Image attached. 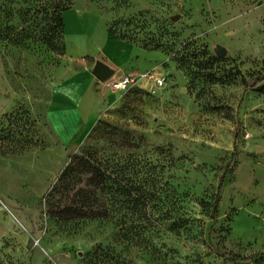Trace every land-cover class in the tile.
I'll return each instance as SVG.
<instances>
[{
	"label": "rangeland",
	"instance_id": "rangeland-1",
	"mask_svg": "<svg viewBox=\"0 0 264 264\" xmlns=\"http://www.w3.org/2000/svg\"><path fill=\"white\" fill-rule=\"evenodd\" d=\"M69 8L90 58L125 41L163 84L68 59ZM81 70L94 123L61 147L47 103ZM0 264H264V0H0Z\"/></svg>",
	"mask_w": 264,
	"mask_h": 264
},
{
	"label": "crops",
	"instance_id": "crops-1",
	"mask_svg": "<svg viewBox=\"0 0 264 264\" xmlns=\"http://www.w3.org/2000/svg\"><path fill=\"white\" fill-rule=\"evenodd\" d=\"M61 17L64 54L68 59L83 62L85 68L91 59H97L114 70L116 78L135 73L136 69L127 64L131 52L137 51L135 47L125 41L108 37L107 42L113 46L112 50H103V54L90 58L86 52L77 13L69 8L62 11ZM71 25H74L73 30ZM92 85L90 77L81 70L54 86L47 103L45 118L61 147L79 145L93 126L97 99H94L93 93V106L89 104L88 94L91 93Z\"/></svg>",
	"mask_w": 264,
	"mask_h": 264
},
{
	"label": "built area",
	"instance_id": "built-area-1",
	"mask_svg": "<svg viewBox=\"0 0 264 264\" xmlns=\"http://www.w3.org/2000/svg\"><path fill=\"white\" fill-rule=\"evenodd\" d=\"M144 79H151L153 81V86L158 87L161 86L164 82V78L160 76H154L151 73H142L138 75ZM138 76L132 75H124L119 78H108L104 80L102 83L112 89H126L129 87L137 78Z\"/></svg>",
	"mask_w": 264,
	"mask_h": 264
},
{
	"label": "trees",
	"instance_id": "trees-1",
	"mask_svg": "<svg viewBox=\"0 0 264 264\" xmlns=\"http://www.w3.org/2000/svg\"><path fill=\"white\" fill-rule=\"evenodd\" d=\"M257 82L258 81H256V83ZM80 160H82V168L87 166L86 170L88 169V170H90L93 173L94 176H92L93 179H91V180L95 181V179L99 176V173H98V169L99 168L94 163L91 164L89 161L83 160L82 158H80ZM72 171H74V168L72 167V165L67 166L64 169V171L61 173L59 181H61V183L63 181H65V179L68 177V175ZM69 211L72 214V215H70V217H75V216H95L96 215V211H93L92 209H86L85 211H82V209H80V208H73V209H70ZM215 211H216V209H215ZM102 214H104V213L102 212ZM236 259H241L242 260V259H247V258L236 256Z\"/></svg>",
	"mask_w": 264,
	"mask_h": 264
},
{
	"label": "water",
	"instance_id": "water-1",
	"mask_svg": "<svg viewBox=\"0 0 264 264\" xmlns=\"http://www.w3.org/2000/svg\"><path fill=\"white\" fill-rule=\"evenodd\" d=\"M224 53H225V49L219 47V49L217 50V56L222 57ZM92 72L96 78H98L100 81H104L110 77V75L112 74V69L109 68L103 62L97 61L93 67Z\"/></svg>",
	"mask_w": 264,
	"mask_h": 264
}]
</instances>
